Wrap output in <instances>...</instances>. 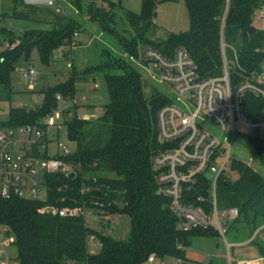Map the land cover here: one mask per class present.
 Here are the masks:
<instances>
[{"label":"trees","instance_id":"16d2710c","mask_svg":"<svg viewBox=\"0 0 264 264\" xmlns=\"http://www.w3.org/2000/svg\"><path fill=\"white\" fill-rule=\"evenodd\" d=\"M97 1L101 5L92 2L86 12L87 19L98 22L104 32L117 37L124 53L130 57L138 55L141 45L167 56L184 48L197 63L203 78H220L223 75L221 26L227 11L224 40L237 52L240 66L231 74L232 83L235 85L258 71L264 63V31L251 33L254 15L264 9V0H184L190 29L180 35L170 34L164 41L151 39L155 32L157 0H142L139 14L125 12L133 41L114 29L118 5L108 0ZM14 3L24 6L23 0H14ZM25 8L35 10L34 6ZM48 10L55 21L49 29L25 31L18 36L11 35L7 29L1 30V34L8 35V44L19 42V45L0 54V100L12 94L11 75L21 57L28 59L31 51L37 49L42 61L47 63L55 49L75 42L79 25L76 27L73 21L54 9ZM102 56L104 60L100 64L87 68L83 74L72 68L68 82L44 90V102L38 109L36 106L11 109L7 121H0V129L40 127V122L56 109L57 95L66 100L74 98L78 93V81L94 75L104 78L109 102L104 106L103 116L93 121L75 118L67 125L68 139L75 143L76 151L64 160L74 165L76 176L73 179L46 176V202L0 198V226L7 231V236H13L11 244L18 264H143L151 256L159 261L172 257L183 263L185 250L192 246L195 238L219 237L214 229L190 232L177 229L170 201L157 195L152 166V157L158 150L156 113L168 102L157 93L146 97V83L128 62L109 51H103ZM113 70L122 73L112 74ZM263 105L261 98L245 95L242 101L244 118L257 122ZM255 141L256 150L261 151L259 139ZM35 154L48 158L46 153L39 154L37 150ZM230 172L236 179H226L219 184L218 204L223 209H238L239 218L230 228L234 236L240 223L250 226L262 223L253 226L248 241L264 226V178L237 159L231 161ZM84 189L89 192L83 193ZM199 198L205 202H198ZM208 198L209 180L200 177L188 201L210 213ZM45 206L84 208L98 214L103 221L124 216L130 220V234L127 239L118 240L104 231L90 228L82 218L40 213ZM90 236H95L102 244L96 254L89 251ZM250 246L264 257V242L256 238Z\"/></svg>","mask_w":264,"mask_h":264},{"label":"built area","instance_id":"2783aa9c","mask_svg":"<svg viewBox=\"0 0 264 264\" xmlns=\"http://www.w3.org/2000/svg\"><path fill=\"white\" fill-rule=\"evenodd\" d=\"M226 17L227 11L221 26L223 75L220 78H203L197 63L184 48H178L171 56H167L149 47L144 49L141 56L142 62L151 71L158 73L160 81L177 93L184 107L193 109L188 113L181 106L168 102L156 113L158 150L152 157V166L156 175L157 195L170 201V210L177 218L176 227L179 231L214 229L222 237L227 235L230 226L239 218L238 209H224L220 213L218 204L219 184L232 179L230 165L235 140L243 131L250 130L255 138L264 141V105L255 123L247 121L242 110V101L247 94L259 97L264 102V63L258 71L240 78L235 85L232 83L231 74L240 69V66L237 52L227 46L224 40ZM256 19L261 21L262 28L257 29L255 24L252 28L264 31V9L255 13L254 23ZM76 39L77 34L74 41ZM18 45L19 42L6 43L0 47V54L3 50H12ZM23 76L30 82L32 89L36 72L29 69ZM92 89L97 90L98 85L94 84ZM56 100V109L40 122V127L0 129L2 200L20 198L46 202V176H76L74 165L64 160L73 153L59 143L58 139L60 133L68 129V122L75 118L89 121L82 106L85 97L77 95L66 100L57 95ZM205 120L218 129L222 139L211 132L203 123ZM52 134L57 137L56 153L49 156L48 147L53 140ZM36 150L39 154L46 153L48 158L36 157ZM200 177H207L209 180L210 213L188 201L189 194L197 187ZM82 192L87 193L89 190L84 189ZM43 193L44 196L41 197ZM198 202L205 201L199 198ZM40 213L60 218H82L90 228L113 236L110 220L103 221L91 210L45 206ZM262 230L264 226L245 244L250 246L252 241L262 235ZM88 245L91 254L98 253L102 247L95 236L88 238ZM148 261L152 264L156 262L153 256ZM4 262L0 264H7ZM260 262L264 264V258Z\"/></svg>","mask_w":264,"mask_h":264},{"label":"rangeland","instance_id":"374dc122","mask_svg":"<svg viewBox=\"0 0 264 264\" xmlns=\"http://www.w3.org/2000/svg\"><path fill=\"white\" fill-rule=\"evenodd\" d=\"M52 5L46 6L40 3L27 4L23 0L24 6L17 4L14 0H0V32L7 29L11 35L18 36L25 31L46 30L51 27L55 21L48 14V9H60V15L66 17L68 21H73L78 27L77 39L73 44L63 45L55 49L47 63L40 58L37 49H33L26 59L25 56L16 64L15 71L11 75L12 94L8 98L0 100V121L6 122L11 109L32 108L41 106L44 102L43 91L49 87H55L69 81L72 68L78 74L92 66L100 64L104 58L103 51H109L114 57L122 58L128 62L142 76L144 84V94L150 98L154 94H159L174 104L181 106L188 113L192 112L191 107H184L180 97L169 86L160 81L157 72L151 71L141 60L143 55L142 45L139 48L138 55L124 57L123 48L117 37L107 34L103 31L101 25L96 21L88 20L86 12L92 2L100 6L97 0H51ZM118 5L116 10L115 30L128 41H133L130 26L126 21L125 12L131 11L139 14L141 4L138 9L132 8L137 0H109ZM37 2V1H36ZM31 8L34 6V11ZM155 32L152 36L154 41H164L170 34L180 35L190 29L189 14L184 0H157L156 18L154 19ZM76 35V34H75ZM74 35V36H75ZM9 42L8 35L0 33V43L4 46ZM33 69L36 77L33 81V88H30V82L23 76L24 72ZM112 74H121L119 70H113ZM93 82H96L98 89H92ZM77 95H83L85 100L82 102L86 106V116L92 121L99 119L104 114V106L109 102L106 84L102 75H94L85 78L83 83H78ZM211 132L222 139L220 132L209 121L205 120ZM54 134V133H53ZM52 134L49 142L48 155L56 153V139ZM226 139V138H225ZM59 143L68 148L72 153L76 151V145L68 139L67 130L60 133ZM257 138L250 130L243 131L235 140L232 149L233 159L240 160L247 164L254 172L264 178V141L259 140L261 151H257ZM255 141L254 144H250ZM232 180L236 176L231 173ZM219 195V194H218ZM44 196V193L41 197ZM224 209L219 207L221 213ZM113 237L118 240H125L130 234V220L124 216H113L110 219ZM256 222L255 225H261ZM233 225V224H232ZM232 225L230 228H232ZM253 226L248 223H240L238 232L234 236V231L230 230L225 237L215 238H195L192 246L185 250L184 264H262L260 260L264 258L258 249L248 246L247 237L252 232ZM5 230L0 226V259H6V256L13 259L16 257V251L12 246L13 236H6ZM234 237V238H233ZM258 240L264 242V234L260 235ZM246 241V242H245ZM250 247V248H249ZM7 257V258H8ZM11 262V263H10ZM9 264H13L10 261ZM143 264H152L149 261ZM154 264H179L175 258L168 257L163 261L156 260Z\"/></svg>","mask_w":264,"mask_h":264},{"label":"crops","instance_id":"0c3cea01","mask_svg":"<svg viewBox=\"0 0 264 264\" xmlns=\"http://www.w3.org/2000/svg\"><path fill=\"white\" fill-rule=\"evenodd\" d=\"M109 1V0H108ZM110 2H112V1H110ZM114 3V2H113ZM30 4H32V3H30ZM141 4V7H142V0H137V3L136 4H134V6L132 7V8H134V9H138L139 8V5ZM141 7H140V9H141ZM60 13V12H59ZM255 26L257 27V29H261L262 28V23H261V21L259 20V19H256L255 20ZM144 49L145 48H142V50L144 51ZM126 56L128 57V54L127 53H124V57L126 58ZM85 81V79H81L80 81H78L77 82V85H78V83H83ZM94 84H96V82H93V85ZM93 85H92V87H93ZM91 87V88H92ZM81 96H83V95H81ZM82 106H83V108H84V110H85V108H86V106L85 105H83L82 104ZM88 119H89V121H91V119L88 117ZM7 236V235H6ZM250 248V247H249ZM8 256H6V259H0V263L1 262H3V263H5L4 261H6L7 262V264H9V262L10 261H12V263L13 264H18L17 262H15V258H13V259H11V258H7ZM11 263V262H10ZM179 264H184V262L183 263H181V262H179Z\"/></svg>","mask_w":264,"mask_h":264},{"label":"water","instance_id":"95a60500","mask_svg":"<svg viewBox=\"0 0 264 264\" xmlns=\"http://www.w3.org/2000/svg\"><path fill=\"white\" fill-rule=\"evenodd\" d=\"M25 2L27 3V4H30V3H40V4H42V5H46V6H51L52 5V1L51 0H47V1H45V2H36L35 0H25ZM57 13H59L60 12V9H57V8H55L54 9ZM257 32V30L255 29V28H252L251 29V33H256ZM35 109H38V106H36L35 107ZM75 177V174H71V175H69V179H73Z\"/></svg>","mask_w":264,"mask_h":264},{"label":"bare ground","instance_id":"6f19581e","mask_svg":"<svg viewBox=\"0 0 264 264\" xmlns=\"http://www.w3.org/2000/svg\"><path fill=\"white\" fill-rule=\"evenodd\" d=\"M33 1V0H32ZM35 1H38V2H45L47 0H35Z\"/></svg>","mask_w":264,"mask_h":264}]
</instances>
